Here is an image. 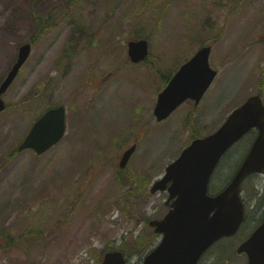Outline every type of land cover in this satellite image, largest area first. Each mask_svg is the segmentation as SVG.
Listing matches in <instances>:
<instances>
[{
    "label": "rangeland",
    "instance_id": "374dc122",
    "mask_svg": "<svg viewBox=\"0 0 264 264\" xmlns=\"http://www.w3.org/2000/svg\"><path fill=\"white\" fill-rule=\"evenodd\" d=\"M2 10L0 82L30 36L32 51L0 113V264H101L117 248L126 264H141L160 240L148 221L168 209V193H151L152 182L249 95L260 92L264 102V0H0ZM130 38L147 41L139 64L128 60ZM202 45H211L213 82L198 104L156 121L158 92ZM57 105L65 107L63 138L42 155L17 151L35 119ZM255 134L222 156L210 194L226 185ZM241 197L245 224L208 250L206 264H223L253 228L264 175L247 178Z\"/></svg>",
    "mask_w": 264,
    "mask_h": 264
},
{
    "label": "water",
    "instance_id": "95a60500",
    "mask_svg": "<svg viewBox=\"0 0 264 264\" xmlns=\"http://www.w3.org/2000/svg\"><path fill=\"white\" fill-rule=\"evenodd\" d=\"M30 43L19 47L16 62L0 84V112L6 107L1 95L12 83L30 53ZM210 46L200 47L184 62L157 96L153 108L156 120L166 118L187 98L197 103L216 70L209 66ZM127 55L138 62L147 55L145 39L129 40ZM252 127L257 134L229 183L218 193L207 192L209 178L224 152ZM65 132L63 106L45 110L32 124L18 149L31 148L40 154L55 144ZM134 145L126 149L119 165L125 166ZM264 173V104L259 94L249 96L234 108L214 132L194 138L169 163L164 175L153 182L150 191L167 189L169 209L161 219L149 221L160 243L142 264H196L201 253L218 238L233 234L244 220L239 196L240 184L249 174ZM248 254V264H264V221L242 242L237 252ZM102 264H124L119 251L106 253Z\"/></svg>",
    "mask_w": 264,
    "mask_h": 264
},
{
    "label": "flooded vegetation",
    "instance_id": "af4514ba",
    "mask_svg": "<svg viewBox=\"0 0 264 264\" xmlns=\"http://www.w3.org/2000/svg\"><path fill=\"white\" fill-rule=\"evenodd\" d=\"M33 20L35 21V18H33ZM5 21H6V19H5V14H4V10H2L1 11V13H0V34H3V30H4V25H5ZM36 23V22H35ZM35 23H34V25H35ZM35 33V32H34ZM34 35V34H33ZM28 41H31V36L29 37V39H28ZM256 220L255 221H253V228L249 231V232H247V234L237 243V245H239V243L240 242H242L244 239H246L260 224H261V222L263 221V218H264V216L263 215H257V216H255L254 217ZM245 224V221L241 224V226H240V228H242V226ZM231 237H227V238H224L223 239V241L224 240H228V239H230ZM236 245V246H237ZM208 255V250H206L204 253H203V255L201 256V258H200V260L198 261V264H206V263H208L209 261L206 259V256ZM223 255V254H222ZM234 256H237V257H241V258H245V264H247V256H246V254L245 253H236L235 252V254H232L231 252H229L228 253V255H227V259H225V260H223L222 259V263L224 264H229L232 260H233V258H234Z\"/></svg>",
    "mask_w": 264,
    "mask_h": 264
},
{
    "label": "trees",
    "instance_id": "16d2710c",
    "mask_svg": "<svg viewBox=\"0 0 264 264\" xmlns=\"http://www.w3.org/2000/svg\"><path fill=\"white\" fill-rule=\"evenodd\" d=\"M194 136H197V135H194Z\"/></svg>",
    "mask_w": 264,
    "mask_h": 264
}]
</instances>
